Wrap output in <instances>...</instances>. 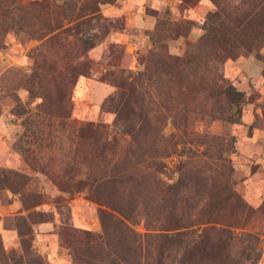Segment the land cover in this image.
Returning a JSON list of instances; mask_svg holds the SVG:
<instances>
[{
	"label": "rangeland",
	"instance_id": "rangeland-1",
	"mask_svg": "<svg viewBox=\"0 0 264 264\" xmlns=\"http://www.w3.org/2000/svg\"><path fill=\"white\" fill-rule=\"evenodd\" d=\"M96 2L99 5L95 6ZM240 2L221 0L226 7ZM88 4L73 0H0V264H10V259L22 254L16 231L22 222L30 230L25 240L30 244L27 251L31 264H35L34 258L42 264H79L56 233L71 228L91 235L101 232L99 206L92 202L88 188L79 184L88 176L80 165V152L91 149L90 132L97 131L107 140L128 139L118 134L113 113L99 110L95 90L106 91L102 101L112 96L116 88L108 79L125 77L127 71L131 75L143 73L150 50L159 54V46L169 55L189 54V46L203 32L206 15L214 9L209 0H92V20L86 26ZM47 21L51 28H59L48 30L44 27ZM186 22L192 26L185 35L172 30L173 23ZM53 35L66 46L44 43ZM86 36H92V47L84 59L75 58ZM82 63L86 68H81ZM263 71L264 45L258 56L247 54L220 64L209 62V79L220 76L243 93L236 123L216 118L219 105L203 107L200 97L184 109L182 96L171 93L173 98L168 99L158 90L155 76L148 81L142 77V82L133 84L132 95L142 103L139 111L149 128L143 145L151 150L143 156V166L162 163L160 178L166 182L177 178L179 166L197 180L204 177L210 194L207 203L221 195L212 187L214 179L219 189L226 184L238 198L224 202L217 219L220 224L212 225L228 233L223 238L229 255L224 264H264ZM65 102L69 119L59 125V119L47 113H56ZM173 118H184V135L175 130ZM20 174L28 179L25 189L40 196L37 206L27 208L30 197L22 200L15 192L16 176ZM153 189H148L149 199L146 195V200L142 199L151 209L156 200ZM193 189L197 191V196L190 191L194 202L203 199L204 204L203 189ZM138 210L141 212L140 206ZM134 219L136 223L130 227L142 236L140 263L155 264L158 253L160 264H175L177 250L168 247L159 237L163 231L157 230L164 224L163 217L155 216L148 227L141 215ZM203 226L193 224L190 229ZM95 245L92 241L87 244L91 249ZM99 246L105 250L103 243Z\"/></svg>",
	"mask_w": 264,
	"mask_h": 264
},
{
	"label": "trees",
	"instance_id": "trees-1",
	"mask_svg": "<svg viewBox=\"0 0 264 264\" xmlns=\"http://www.w3.org/2000/svg\"><path fill=\"white\" fill-rule=\"evenodd\" d=\"M73 1L91 3L87 6L89 16L84 20L86 21L84 25L87 26L92 20V0ZM209 1L214 9L206 15L201 25L203 32L196 43L189 46V54L186 53L182 57L169 55L162 46H159L161 48L159 54L152 53L150 50L147 58L148 66L143 73L131 75L127 71L125 77L108 79L110 85L116 88V92L100 103L99 110L104 113H113V125L118 130V134L128 139L127 141L121 138V140L113 138L107 140L97 131L90 132L89 136H92L93 140L92 147L89 151L83 149L80 152L82 154L80 165L84 166L88 176L84 183L79 182V184L88 188L92 202L99 206L97 217L101 232L91 235L74 228L57 231L60 242L68 245L69 255L75 262L118 264L119 261L121 264H141L143 254L140 239L142 236L130 227L136 223L134 218L137 215L144 218L146 227L156 220L155 216L163 217L164 224L159 225L157 230L163 231V235L159 237L166 240V245L177 250L178 259L175 264H224V261H227L229 255L226 239L223 238H226L228 233L224 229L215 230L212 225L220 224L217 219L221 216L220 211L224 202H231L238 198L233 190H228L226 184L219 189L217 179H214L212 187L214 190L221 191L219 193L221 195H217L211 203H207L210 194L204 177L200 176L197 180L198 178L192 176L188 169L179 166L176 171L177 178L166 182L160 178L164 172L162 163L154 161L143 166V156L149 154L151 150H147L143 145L149 128L146 117L139 111L142 103L136 94L132 95L135 92L133 84L142 82V77L148 81L155 76L158 90L167 94L168 99L173 98L171 93L182 96L180 101L184 109L188 102L192 103L196 97H200L203 100V107L219 105V109L215 111L216 118L231 123L237 122L243 93L223 81L220 76L209 79L206 73L207 66L211 61L220 64L224 60H232L240 55L258 56L259 50L264 45V0H242L233 7L224 6L221 0ZM97 5H99L98 2L95 3V6ZM73 8L74 6L70 9ZM49 11H51L50 8H48ZM80 24H83V21ZM163 25L161 23V28ZM190 26L192 24L189 22L173 23L172 30L177 33L184 32L185 35ZM44 27H49L48 30L59 28H51L52 25L48 21L44 23ZM91 37L86 36L81 40L82 45L75 58H85L92 47ZM44 43L66 46L61 44L58 35L49 36ZM80 66L86 68L85 63ZM118 72L123 73L122 70ZM262 76L264 78V71ZM68 106L65 102L62 109L56 113L48 111L47 114L58 118L59 125H65L67 122L65 120L69 119ZM183 119H172L175 130L181 135H184ZM91 173L92 177H90ZM16 177L18 185L15 192L22 200L25 196L30 197L32 202L26 206L27 208L37 206L40 203V196L25 189L28 182L26 176L20 174ZM152 187L154 189L151 193L155 194L156 200L151 209L148 202L142 199L146 200L149 194L148 189ZM193 188L203 189L201 193L205 196L204 204H201L203 199L194 202L190 191L192 190L195 196L197 191ZM224 190L227 193L223 192ZM139 206L142 213L138 210ZM191 217L195 221H190ZM23 223L21 228L16 227L22 254L8 260L10 264H31L30 253L27 251L30 244L28 245L25 240L30 230ZM193 224L204 226L200 230H192L190 227ZM143 237L147 236L143 235ZM90 241L96 243L92 249L87 246ZM101 243L104 244L105 250L100 248ZM157 254L154 257L155 264H160L161 256ZM34 259L35 264H42L37 258Z\"/></svg>",
	"mask_w": 264,
	"mask_h": 264
},
{
	"label": "crops",
	"instance_id": "crops-1",
	"mask_svg": "<svg viewBox=\"0 0 264 264\" xmlns=\"http://www.w3.org/2000/svg\"><path fill=\"white\" fill-rule=\"evenodd\" d=\"M97 85H95V89H96ZM102 88V87H101ZM103 91H100L99 93L95 90L94 92V97L97 98L95 99V103L98 104V106L100 105V101H102V99L104 98V96H106V91L102 88ZM98 93V94H97Z\"/></svg>",
	"mask_w": 264,
	"mask_h": 264
}]
</instances>
